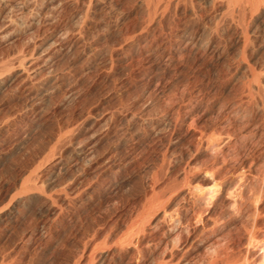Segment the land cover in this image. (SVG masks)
Wrapping results in <instances>:
<instances>
[{
    "label": "rangeland",
    "instance_id": "obj_1",
    "mask_svg": "<svg viewBox=\"0 0 264 264\" xmlns=\"http://www.w3.org/2000/svg\"><path fill=\"white\" fill-rule=\"evenodd\" d=\"M225 2L0 0V264L161 261L178 234L165 212L185 224L188 187L211 185L199 133L240 100L264 124V2L245 17ZM171 47L167 67L156 56ZM187 117L194 129L174 128ZM188 164L198 171L176 191ZM200 231L166 252L171 264H206L188 247Z\"/></svg>",
    "mask_w": 264,
    "mask_h": 264
},
{
    "label": "bare ground",
    "instance_id": "obj_2",
    "mask_svg": "<svg viewBox=\"0 0 264 264\" xmlns=\"http://www.w3.org/2000/svg\"><path fill=\"white\" fill-rule=\"evenodd\" d=\"M226 2L228 3L227 8L228 11L231 12V15L241 14L245 17L247 12L253 11L257 6L260 8V4L264 2V0H227ZM172 48L173 47L164 48L161 50L160 55L156 56L158 57L157 61L159 60L160 63H164L167 67L174 65L177 62L179 51L176 48ZM155 63L157 62L155 61ZM255 75L254 71H252V77H254V82H256L254 84L256 88L255 91L256 94H259L257 92H261V88L259 86L260 82L259 78L257 76L255 77ZM246 91L249 93V90ZM262 95L260 96L262 97ZM247 100H249V98ZM258 105V102L251 104V100L250 103L249 101L244 102L240 100V102H237L234 105L222 106L223 108L219 112L224 115V118H227L228 123L219 124V126H222L221 129L216 132L213 130L214 133L207 137H204L202 133H199L200 135L198 136V141L195 144L193 142L194 152L203 159H201L203 161L202 163L199 162V160L197 162L202 164L207 177L209 176L208 178L206 177V180L210 181L211 185L208 188L206 187L205 190L198 188L194 184L193 185L196 187L191 184V186L188 187L189 190L184 196H187L186 199H188L190 203V222L186 221V223L183 224L182 213L178 209H171L168 212L165 210L166 212L164 217L169 223V228L166 231L167 234L171 236L175 232H178V234L175 235V239H168L169 243L167 241V244L164 243V256L159 263L155 262V264H171V259L169 260V258L165 256L167 254L166 252L168 250H178L182 246L188 244L193 234L200 228L202 229L200 232L204 237L198 238L196 241H192L188 247H191L192 250L195 249L197 251L205 252L206 264H264V124H255L258 116ZM187 118L191 120L192 124H173L174 128L178 125H184L188 128L194 129L196 126V124H193L195 120L190 117ZM195 134H197V130ZM194 137L195 135L193 138ZM194 164H192L193 166L188 164L186 168L187 170L184 169L182 176L179 175V178L182 177V181L181 179H178V182H180L178 184L175 182V184L179 185L178 187L175 186V188H178H176V191L181 188L183 189L185 186H189L188 177L191 171L195 169ZM196 164L198 165V163ZM183 168L184 166L181 169ZM161 172H163V170ZM176 177L174 176L175 179ZM171 178L172 182L177 181L174 180L172 176ZM190 179H192L191 176ZM170 192L172 191L170 190ZM166 193H164L165 196ZM159 196L160 195L157 197ZM165 196H162L157 200L158 204L156 206H158V208L159 205L163 208V206H167L169 204L170 198L168 200H164ZM164 224L166 225V223ZM206 233L208 234L207 236L204 235ZM235 238L239 239L240 242H242V245H238L240 244L238 243V246L235 247ZM201 262H203V260Z\"/></svg>",
    "mask_w": 264,
    "mask_h": 264
}]
</instances>
